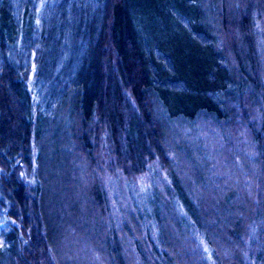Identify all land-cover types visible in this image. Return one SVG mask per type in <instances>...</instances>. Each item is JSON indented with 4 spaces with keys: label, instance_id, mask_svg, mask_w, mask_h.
<instances>
[{
    "label": "trees",
    "instance_id": "trees-1",
    "mask_svg": "<svg viewBox=\"0 0 264 264\" xmlns=\"http://www.w3.org/2000/svg\"><path fill=\"white\" fill-rule=\"evenodd\" d=\"M197 124L251 189L205 207L202 157L184 188L168 128ZM66 192L100 263L245 264L246 229L264 264V0H0V264H61Z\"/></svg>",
    "mask_w": 264,
    "mask_h": 264
},
{
    "label": "rangeland",
    "instance_id": "rangeland-1",
    "mask_svg": "<svg viewBox=\"0 0 264 264\" xmlns=\"http://www.w3.org/2000/svg\"><path fill=\"white\" fill-rule=\"evenodd\" d=\"M200 125H203L202 123H200ZM200 125H194L193 127L187 128L186 126L180 127V126H175L174 129H170L171 127L173 128V126H170V128H168V133L169 135L174 132H177V140H175V142H180L182 143L188 152H190V154L192 155V159L193 162L190 163L188 160L185 159V157L183 156V154H185V150H181L179 148V154H180V158L181 160L178 162L177 166L178 168H180V173H178L179 178L181 183L183 184L184 188H186V184L190 183L191 187L197 185L196 182H192L191 179V174L193 176V174L195 175V166H198L199 164H203V162H200V160L203 158L204 161H207V166H204V174H208L209 171L211 169H213L214 167L216 169H218L220 172L223 171V173L218 174V176L215 177V179H218V183H220L218 185V183H216V181H214V179L211 177H209V183L207 185H203V183L201 185H199V187L197 186V190H196V198H198L199 200H201L202 202H205V207H208L207 205H210V202L212 201V203L217 204V200H220V197L222 196L223 193H225L227 190L229 189H234V188H240L241 191H245L247 189H251L252 188V184H249V182L247 180H244V178H240L239 180L234 178L239 176L240 174H234L229 172L230 169L229 168V162L228 161H218L219 158L221 157V155L219 154V152H221L220 150H218V145L217 142L214 140V138H212L213 140H209L208 137V125L204 127H207V131H204L203 133V129L200 128ZM212 130H210L211 132L214 130L213 127H210ZM209 131V133H210ZM167 133V135H168ZM171 137V136H170ZM174 137L172 136V139ZM175 139V138H174ZM209 140V141H208ZM165 142V139H164ZM207 146V148H206ZM209 151L210 155L209 158L206 157L204 154H202V151ZM200 155V156H199ZM202 157V158H201ZM233 161H235L236 159H234L232 157ZM68 160V159H67ZM198 163H195V161ZM194 163V164H193ZM193 164V167L192 165ZM198 164V165H197ZM214 165V167H212V165ZM66 172L68 173L67 170H69L70 173H68L69 176V183H70V187L69 189L71 190L72 193V180H79V182L82 184V186L84 185V182L88 179L92 181H96L99 180L98 176H95V174H93L92 172H88L86 165H81V166H76L74 167V170L72 169V162L70 160V167L68 166V168L65 169ZM72 170L75 171V173H72ZM25 171H22V174ZM251 172V171H250ZM253 173V172H251ZM56 174V172H55ZM254 174V173H253ZM190 175V176H189ZM96 179V180H95ZM46 182H48V178L45 179ZM245 181V183H244ZM62 182L61 176L59 175V173H57V175H55V180L53 183V187L54 189L57 187L59 188V183ZM98 182V181H97ZM100 182V180H99ZM102 182V181H101ZM87 183V182H86ZM192 183V184H191ZM243 183V185H242ZM103 184L104 186H108L107 185V181L103 180ZM52 185V183H51ZM222 185V188H221ZM86 188V187H85ZM108 187H106L107 189ZM54 189H50L51 193H58L56 190L54 191ZM133 191L132 192H136L139 189H134V187H132ZM69 191V190H68ZM127 192V190L125 191ZM70 194V192H69ZM74 197L76 199V196L78 197L80 194L84 195V191L80 190V185L78 189L74 190ZM108 194V192H107ZM115 197L118 198V200L120 201V204H129L130 200H128L127 197L131 198V196H125L124 195V189H116L115 191ZM60 196V195H59ZM61 197L66 199L68 201V205L63 206V209L66 211V214L63 215L64 219H63V223H58V233L61 234V242L55 244L56 245V254L58 257V262H60L61 264H103L100 263L99 261L95 260V254L93 252H91L90 248V243L94 242L95 244L97 243V241H90V238L92 240L93 238V233L90 230V236L88 239H86V236H84V238H81V234L85 231H88L87 229H84L81 225L77 224L76 225V229L72 230V226H71V222L74 218L70 217L69 218V212L68 209L70 207H72V202L69 201V197H68V193L66 192V194H61ZM71 197V196H70ZM107 201L112 205L114 204L112 202V197L110 194H108V196H106ZM240 197V194L236 195V199H238ZM72 199V197L70 198V200ZM166 199V198H165ZM78 200V199H77ZM138 202H141V200L138 198L137 200ZM146 201V200H145ZM75 203H77L76 201H74ZM80 204L83 205V201L80 200L79 201ZM143 203V202H142ZM56 202L53 203V207L56 210ZM83 207V206H81ZM205 211H207V209L203 208ZM82 210H84L82 208ZM72 214V213H71ZM110 218L112 220V218H114V214L110 213ZM113 215V216H112ZM169 217L171 220H173V218L175 217L174 213H170ZM245 220H248L247 217L245 218ZM174 227L170 226V230H172V232L174 231ZM245 233L247 234V230L244 229L243 234H242V239L243 242L245 244V246L242 248V252H240L241 254V261L242 263L246 264V259L247 256L249 255V248H248V243L246 241L245 238ZM182 238V236H181ZM182 239H185L184 237ZM98 244V243H97ZM180 247V246H179ZM122 252L124 251V253L128 250H130V246L128 245V242L123 243L121 245ZM207 250V247L203 248ZM223 255H227V253H229L230 251L228 249H224L223 250ZM128 253V252H127ZM125 260H126V264H134L135 259L134 257H130V255H125ZM190 264V263H189Z\"/></svg>",
    "mask_w": 264,
    "mask_h": 264
}]
</instances>
